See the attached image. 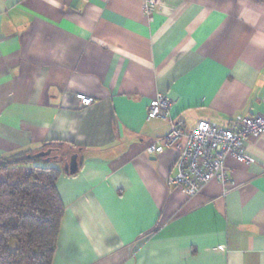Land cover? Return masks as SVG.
Returning a JSON list of instances; mask_svg holds the SVG:
<instances>
[{
	"label": "crops",
	"instance_id": "obj_1",
	"mask_svg": "<svg viewBox=\"0 0 264 264\" xmlns=\"http://www.w3.org/2000/svg\"><path fill=\"white\" fill-rule=\"evenodd\" d=\"M157 1L0 0V155L59 142L64 172L77 154L51 264H264V133L193 196L167 181L174 148L146 151L264 114V0ZM159 93L172 122L146 117Z\"/></svg>",
	"mask_w": 264,
	"mask_h": 264
},
{
	"label": "trees",
	"instance_id": "obj_2",
	"mask_svg": "<svg viewBox=\"0 0 264 264\" xmlns=\"http://www.w3.org/2000/svg\"><path fill=\"white\" fill-rule=\"evenodd\" d=\"M60 145L45 144L53 149L49 156L0 155V264L52 263L64 213L56 188L64 173L55 165L62 159Z\"/></svg>",
	"mask_w": 264,
	"mask_h": 264
},
{
	"label": "built area",
	"instance_id": "obj_3",
	"mask_svg": "<svg viewBox=\"0 0 264 264\" xmlns=\"http://www.w3.org/2000/svg\"><path fill=\"white\" fill-rule=\"evenodd\" d=\"M157 7V0H144L146 15L153 14ZM77 98L83 106L91 102V98L83 94H77ZM173 106L174 101L170 97L156 94L148 104L146 117L167 118L172 122ZM263 133L264 114L239 115L226 127L218 126L209 119H200L190 130L173 124L165 136L151 139L146 151L149 155H156L167 148H174L177 152L176 174L168 177L167 181L179 187L184 195L193 196L210 181L227 183V159L249 163L245 154V141Z\"/></svg>",
	"mask_w": 264,
	"mask_h": 264
},
{
	"label": "water",
	"instance_id": "obj_4",
	"mask_svg": "<svg viewBox=\"0 0 264 264\" xmlns=\"http://www.w3.org/2000/svg\"><path fill=\"white\" fill-rule=\"evenodd\" d=\"M52 148H47L46 150H42L37 152L36 156H49L52 153ZM78 170V162H77V154H71L69 160L64 163L63 171L65 173H75Z\"/></svg>",
	"mask_w": 264,
	"mask_h": 264
}]
</instances>
